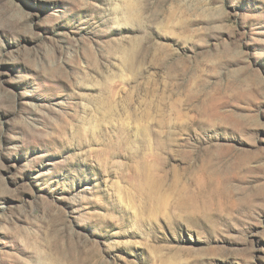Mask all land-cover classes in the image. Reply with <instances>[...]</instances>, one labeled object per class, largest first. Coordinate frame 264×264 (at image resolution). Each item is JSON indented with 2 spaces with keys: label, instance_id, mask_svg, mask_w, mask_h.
I'll return each mask as SVG.
<instances>
[{
  "label": "rangeland",
  "instance_id": "rangeland-1",
  "mask_svg": "<svg viewBox=\"0 0 264 264\" xmlns=\"http://www.w3.org/2000/svg\"><path fill=\"white\" fill-rule=\"evenodd\" d=\"M0 264H264V0H0Z\"/></svg>",
  "mask_w": 264,
  "mask_h": 264
}]
</instances>
